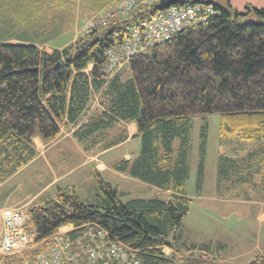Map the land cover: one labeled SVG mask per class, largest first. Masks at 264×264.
<instances>
[{"label": "trees", "instance_id": "obj_1", "mask_svg": "<svg viewBox=\"0 0 264 264\" xmlns=\"http://www.w3.org/2000/svg\"><path fill=\"white\" fill-rule=\"evenodd\" d=\"M114 1L93 4L103 11ZM153 1L128 14L113 11L106 25L88 29L63 49L47 52L32 43H0V182L34 158L36 136L46 142L56 138L67 124L80 122L98 95L105 110L76 130L77 138L87 148L100 142L112 146L102 140L106 131L118 121H135L142 137L141 154L132 164L122 161L114 167L165 190L173 187L175 193L168 200H124L117 186L97 173L95 204L70 189L30 209L29 224L37 242L70 224L74 229L65 238L75 240L90 224L125 244L141 264H214L201 252H210L209 246L188 245L182 239L192 204L185 194L190 121L219 114L222 137L258 142L244 158L223 157L218 178L225 189L257 180L264 193V9L247 6L241 12L229 0L223 4L188 0L210 3L216 12L132 56L123 65L131 75L123 80L121 69L108 72L107 52L116 42L129 39L132 27L161 11L159 0ZM30 20L31 15L24 16V27L27 22L33 25ZM11 22L14 19L3 17V28H13ZM204 143L203 139V149ZM202 178L201 165L199 181ZM46 243L35 251L1 256L0 264H23ZM164 247L176 253L167 255ZM185 251L190 253L181 254ZM250 264H264V255Z\"/></svg>", "mask_w": 264, "mask_h": 264}, {"label": "rangeland", "instance_id": "obj_2", "mask_svg": "<svg viewBox=\"0 0 264 264\" xmlns=\"http://www.w3.org/2000/svg\"><path fill=\"white\" fill-rule=\"evenodd\" d=\"M19 1L20 0H4L0 4V12H3L4 10L9 12L15 10V8H22L23 6L26 15H31L32 17L34 10H36L37 7H41V12L34 15L35 23L33 26L35 32L29 30L31 36L37 35V38L42 39L49 33L50 37L54 38L53 41L58 37L63 39L61 41L63 43L65 41L70 42L73 35H78V37H76L77 39L74 40V42H71L68 46L77 42L79 38L87 32V28L91 21L98 22L99 19L104 16V13H107L109 10L110 13L117 10L118 5L121 2V0H113L114 2H112L113 4L111 3L112 5L109 4L106 8L104 7L106 10L102 9L103 11L99 12L97 11L99 8H95L96 5L93 4V0H68L65 3V6L61 5L60 7L54 5L45 7L41 2L39 5H36V0L35 2L32 0V2H34L32 4H29L30 1L28 0H26V2L25 0H22L21 2ZM157 3L158 0L156 1V4ZM220 3L223 4L224 0H220ZM13 23L16 25V22ZM41 27L45 30L42 34L40 29H37ZM16 29H12L9 26H7V28H1L0 38L10 37L9 33L12 31L13 33H16ZM47 43H52L50 44L52 47L58 45V42H52L51 40ZM47 48L50 49V51L52 49L51 47ZM120 69L121 71L119 72L124 79H127L128 76L130 77L131 73L128 67L124 68V66H122ZM88 70H90V68ZM220 122L221 115L219 114L192 117L189 134L190 177L187 181L186 191L189 195H195V197L192 201L190 211L183 221L182 233L192 242H209L211 240L213 242L220 241L226 243L227 248L219 253L228 261H232L230 258L233 255H237L239 251H244L247 254H242V258L238 263L248 264L255 260L256 254L264 253V229L260 231L256 219V214L260 211L261 206H259L258 203L253 205L248 202H243L242 199L236 200L235 202L228 201L224 203L216 200L218 194L221 192V190H216L219 188L217 187L216 174L217 165L220 164L223 157L244 158L249 153L253 152L258 144L254 141H243L238 138L227 140L228 138L221 136ZM203 139L205 142L204 149L202 148ZM41 141L44 143L46 142L43 139H41ZM201 165L203 166L204 175L202 183H198L197 172L198 169L200 170ZM37 169L32 165L28 167L25 172L21 171L17 177V179L23 180L24 177L30 176V174H35V178H29L31 183L28 182V185L31 184V191L39 185V178H47L49 175L48 173L41 172L39 165L37 166ZM109 181L119 185L123 191L128 193V196L124 197V200L133 198H161L168 200L171 195L169 192L154 189L141 181L136 182L124 180L118 176L111 177ZM247 186L240 187V193L243 195L242 197H248L250 195L254 198H261L263 196L258 190ZM78 188L82 199L86 203H96L97 198L92 195L91 190L88 191L85 186H83V190L80 186ZM97 193L98 190L95 191V194ZM198 193L203 195L204 199H198L196 197ZM210 197L214 199H210ZM37 199L15 208L27 212L29 216L30 209L33 206L38 205L35 202ZM187 243L189 242L187 241ZM257 244H259L260 249H257ZM214 248L216 250L217 246L214 245ZM218 251L219 249L217 252ZM207 258L209 262L216 261L212 256H208Z\"/></svg>", "mask_w": 264, "mask_h": 264}, {"label": "crops", "instance_id": "obj_3", "mask_svg": "<svg viewBox=\"0 0 264 264\" xmlns=\"http://www.w3.org/2000/svg\"><path fill=\"white\" fill-rule=\"evenodd\" d=\"M3 1L4 0H0V4ZM21 1L22 0H20L19 2ZM28 1H30L29 4H32L35 2V0H33L34 2H32V0H28ZM67 1L68 0H36L35 4L39 5V3L41 2L42 4H44L45 7L50 6V5L60 7L61 5L65 6V3ZM226 2L227 0H224V3ZM229 3L234 9L241 11V12L245 11L247 6H253L256 8L264 9V0H229ZM96 7H99V5H96L95 8ZM39 12H41V7H37V9L34 10V12L32 13V17L36 13H39ZM25 15L26 14H25V11L23 10V6L22 8H15V10H11L9 12L5 10L3 12H0V29L4 27L3 17L10 18L11 20L14 19V22H16V25L13 22H11L12 24L11 23L10 24L14 25L13 28L15 29L18 28L16 29L17 31H15L16 33H13V31L9 33L10 37L0 38V43H13V44L32 43V44L39 46L41 49H44L47 52H52L54 49H63L67 47L69 44H71V42H74V40L77 39L76 37H78V35L77 36L73 35L70 42L65 41L62 43L61 41L63 39L58 38L57 36H56L57 38L53 41L54 38H51L49 33L45 38H42V39L37 38L36 37L37 35L31 36V33L29 32V30L35 32V28L33 25H32L33 27L29 26L28 22L26 26L24 27L25 20L24 21L22 20ZM34 20H35V17H33V19L30 20L29 22L34 24L35 23ZM37 29H40L41 34L43 33V31H45L42 27L37 28ZM50 40L52 42H58V45H56V47H52L50 45L52 43H47ZM47 47H51L52 48L51 51ZM92 67L93 65L91 64L89 68L91 69ZM125 67L126 66H124V68ZM121 77H122V74H121ZM127 78H129V76ZM122 79L126 80L123 77ZM104 110L105 109H103V106L100 104L99 96L95 95L92 99L90 110L84 115V117L80 120V122L76 124H73V123L67 124L65 127L62 128L60 134L54 140L50 142L44 143L43 141H41V138H39L38 136H36L33 139L34 147H35L34 158L31 159L23 167L18 169L16 172H14L12 175L4 178L0 182V239L2 236V232H3L2 213L5 209L15 208L24 203L31 202L32 200H35L37 198L38 199L35 201L37 204H44L46 200L51 199V198L52 199L56 198L61 190H70V189L72 190L73 189L81 197L80 191L78 188L79 186L82 187V190H83V186L87 187V190L88 191L91 190L92 195L98 198L97 197L98 193L95 194V191L97 190L96 188L97 187V184H96L97 173L101 174V176L106 182H109L110 184L117 186V188L119 189L120 193L123 196V199L124 197L128 196V193L123 191L119 185H116L112 183L111 181H109L111 177L118 176L124 180H131V181H136V182L141 181L154 189L169 192L171 194L170 197L174 195L175 191L173 190V187L169 190H165L161 187L152 185L150 183L143 181L142 179L132 176L130 171L128 170L124 172V171L117 170L114 167L117 163L122 162V161H129L132 164L134 161H136L139 158L141 154L142 137L138 133V127L135 121H124V120L118 121L113 127L109 128L106 131V136L102 140L103 141L109 140L112 146H104V144H101L102 142H100V145H97L92 148H87L77 138V136L75 135L76 130H78L83 124L87 123L93 115H96ZM191 122H192V118H191L190 124ZM112 161H113V164H112ZM188 162H189V158H188ZM32 165H34L36 169H37V166L39 165L41 168L40 171L44 173H48L49 175L47 178L46 177L41 178V179L39 178L38 180L40 182L39 185L34 190L31 191V188H30L31 184L28 185V182L31 183L29 181V178L30 179L35 178V174L34 175L30 174V176L24 177L23 180L17 179V177L21 173V171L25 172L28 169V167ZM218 167L219 165H217L216 182H217V187H219L220 189L218 188L216 190H221V192L218 194V198H216V200L224 203L228 201L235 202L236 200L242 199L243 202H248L253 205L258 203L259 206H261V209L256 214V219H257L258 227L260 231L263 230L264 229V211H263L264 193L261 192V189H262L260 187L261 182L256 180V184H248V186H250L252 189L258 190L259 192L262 193L263 196L261 198H254V197H251L250 195L248 197H245V196L242 197L243 195H241L240 193L241 186L238 185L235 187H231L230 189H225L223 185L219 184ZM197 173H198L197 174L198 183H202L201 181H199V173H200L199 169ZM203 175H204V171H203ZM189 177H190V164H189ZM188 179L186 180V183H185V191L187 189L186 186H187ZM245 186L247 185H243V187ZM185 194L188 197H190L193 201L195 195L194 196L189 195L187 191L185 192ZM196 197L198 199H201V198L204 199V196L200 195L199 193ZM210 199H214V198L210 197ZM73 229H74V225L72 224L65 225L59 229V232L67 234ZM182 239H183V242L188 245L196 244V245L209 246L211 250L210 252L208 253L206 251H201V252L205 254L207 257L208 256L214 257V259H216V261H214L215 264L217 263L218 264H246V263H238L239 260L242 258L241 255L247 254L244 251L242 252L239 251L237 255H233L230 258L232 261H228L222 255H220L219 252L220 251L223 252L225 248H227L226 243L224 242L215 241V240H214L215 242L211 240L209 242H200V241L192 242V241H189V239H187L185 235H183ZM185 240H187L189 243H187V241ZM214 245L217 246L216 250L214 248ZM218 249L219 251L217 252ZM257 249H260L259 244H257ZM164 252L167 255H172L176 253L175 249L171 247H164ZM258 252H261V251H258ZM189 253L190 251H185L181 254H189ZM258 255H264V253L263 252L258 253L255 255V257H257ZM206 256H205V259H207ZM234 262H237V263H234Z\"/></svg>", "mask_w": 264, "mask_h": 264}, {"label": "built area", "instance_id": "obj_4", "mask_svg": "<svg viewBox=\"0 0 264 264\" xmlns=\"http://www.w3.org/2000/svg\"><path fill=\"white\" fill-rule=\"evenodd\" d=\"M152 3L153 0H121L117 10L121 15L128 14ZM215 12L212 4L199 2L172 5L144 19L139 26L130 29L129 39L116 42L108 50V72L118 71L135 54L169 40L184 29L205 21ZM112 14L105 13L98 22L91 21L87 30L98 24L106 25ZM2 218L0 257L35 251L47 241L49 245L44 250L23 264H141L135 252L122 242L109 239L104 228L87 226L75 240L65 238L64 233L58 232L44 242H37L27 212L9 208L3 211Z\"/></svg>", "mask_w": 264, "mask_h": 264}, {"label": "water", "instance_id": "obj_5", "mask_svg": "<svg viewBox=\"0 0 264 264\" xmlns=\"http://www.w3.org/2000/svg\"><path fill=\"white\" fill-rule=\"evenodd\" d=\"M189 4L188 0H159L157 7L162 10L172 5H186Z\"/></svg>", "mask_w": 264, "mask_h": 264}, {"label": "bare ground", "instance_id": "obj_6", "mask_svg": "<svg viewBox=\"0 0 264 264\" xmlns=\"http://www.w3.org/2000/svg\"><path fill=\"white\" fill-rule=\"evenodd\" d=\"M109 13H110V12H109ZM96 18H98V17H96ZM89 225H90V224H89ZM89 225H88V226H89ZM57 233H58V232H57ZM81 234H82V233H81ZM67 236H68V235H67Z\"/></svg>", "mask_w": 264, "mask_h": 264}]
</instances>
